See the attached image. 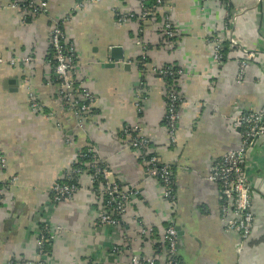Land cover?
<instances>
[{
	"label": "crops",
	"instance_id": "1",
	"mask_svg": "<svg viewBox=\"0 0 264 264\" xmlns=\"http://www.w3.org/2000/svg\"><path fill=\"white\" fill-rule=\"evenodd\" d=\"M14 1L0 0V156L6 160L0 186L9 184L0 202V264H130L133 252H153L169 216L183 264H264V137L245 163L254 221L241 252L238 236L225 233L220 222L219 188L206 181L211 163L240 145L233 121L264 110V0H226L228 11L221 0H163L158 13L145 20L139 0H45L48 13L26 23L10 8ZM66 15L63 30L74 47L76 77L94 98L93 114L83 127L60 105L52 81L51 21ZM155 16H167L174 27L170 50L163 48ZM139 29L148 59L143 72L137 67ZM230 35L237 45L227 41ZM214 38L225 40L221 64L213 58ZM113 51L122 56L116 63ZM244 52L256 58L238 83ZM166 65L183 73L175 81L182 102L173 144L164 127L167 85L152 72ZM30 94L40 105L38 112L31 111ZM127 125L138 126L149 151L172 168V215L159 184L146 176L128 138L120 136ZM88 145L112 178L135 192L114 229L93 228L101 199L87 177L71 200L49 202L52 185ZM44 224L55 235L45 258L38 252ZM141 226L151 231L149 237L142 238ZM114 247L125 252L113 253Z\"/></svg>",
	"mask_w": 264,
	"mask_h": 264
},
{
	"label": "built area",
	"instance_id": "2",
	"mask_svg": "<svg viewBox=\"0 0 264 264\" xmlns=\"http://www.w3.org/2000/svg\"><path fill=\"white\" fill-rule=\"evenodd\" d=\"M88 2H97L99 0H86ZM143 9L142 20L151 15H156L162 7V0H152L153 7L151 10L145 8L146 0H139ZM10 8L20 12L24 23L29 18H35L48 13V3L45 0H15ZM69 15L51 21L49 31V45L53 51L54 64L52 67L53 78L57 81L55 85L57 100L60 105L69 113L73 114L77 125L83 127L85 120L91 115L94 98L91 92L84 86L83 82L76 77V67L73 61L74 47L67 40L64 25L68 21ZM119 23H124L125 19H118ZM231 23L228 20V24ZM161 35L164 39L163 48L172 49L176 34L174 27L167 16H162ZM229 27H227L228 31ZM142 30L139 29L141 34ZM225 40L214 38L213 47L214 60L221 64L224 62V56L221 53L223 42ZM230 44L237 45L232 35L227 39ZM136 44L141 47L142 53L137 61L138 65L144 67L147 63V54L145 44L141 39H136ZM243 58L239 61V71L237 82L241 83L246 77L247 70L255 60L256 54L253 52H244ZM25 61H29L26 59ZM130 64V63H129ZM177 66L169 65L153 69L152 72L158 78H180L182 71ZM139 69V68H138ZM139 72H141L139 70ZM141 74V73H140ZM142 80V79H141ZM139 88L142 90L143 83L139 82ZM139 96V95H138ZM140 96L137 99V107L140 108ZM31 111L38 112L40 105L33 97L29 95ZM181 97L176 91L174 85L166 88L165 92V114L164 127L166 129L168 140L171 144L175 142V133L179 121V104ZM233 127L240 134V145L234 150L223 154L219 159L214 160L208 170L206 181L215 184L219 188L221 197L220 205V222L223 230L227 234L238 236V252H241L243 244L250 238L253 228V212L251 202V184L248 173L245 169V163L248 159L249 152L256 146L257 142L264 137V110L243 114L233 121ZM122 136L129 139V148L132 149L144 165V172L147 177L156 181L162 189V196L170 206L176 202V194L173 190V175L171 167L168 164H161L158 157L149 151V141L141 134L138 126H129L123 128ZM88 154L92 155L90 162L81 164V167L69 170L64 178L52 185L49 192V202L56 206L62 202L71 200L79 191L80 180L87 177L92 193L98 194L101 201V211L94 223V229L99 227H117L118 218H122L127 213L128 204L135 192L124 189L116 180L112 178V172L101 160L94 146L88 149ZM103 167L98 166L101 162ZM6 167V160L0 156V168ZM12 179L10 183H14ZM98 185L97 191L94 192L92 185ZM9 184L5 183L0 186V202L8 193ZM44 229L38 235V252L41 254V248L44 242L55 239L54 230L49 225L44 224ZM150 230L141 226L140 235L142 238L150 236ZM48 235V239L44 235ZM153 252L149 254H140L133 252L130 258V264H183L177 256V231L174 226L172 216L168 217L167 226L160 238L154 241ZM113 252L124 253L121 248L114 247ZM42 257V256H41ZM42 264V263H40Z\"/></svg>",
	"mask_w": 264,
	"mask_h": 264
},
{
	"label": "trees",
	"instance_id": "3",
	"mask_svg": "<svg viewBox=\"0 0 264 264\" xmlns=\"http://www.w3.org/2000/svg\"><path fill=\"white\" fill-rule=\"evenodd\" d=\"M163 1V0H162ZM223 3H225V5L227 6V11L229 10V4L227 3V1L226 0H221ZM144 5H145V8L147 9V10H151V8L153 7V1L152 0H146L145 2H144ZM155 19H158L157 18V16H155ZM158 20H160V21H162V18L161 19H158ZM225 21H227V23L226 24H228V20H229V18L228 19H224ZM160 25H161V22H160ZM141 38V34L140 33H138V35H137V39H140ZM162 40H163V43H162V45L164 44V39L162 38ZM174 44H175V41H174ZM174 46V45H173ZM222 54H223V56H224V45H223V49H222V52H221ZM49 61L51 62V66L53 67V64H54V59H53V51H52V49H51V47H50V56H49ZM73 61H74V63L76 64V59H75V57L73 58ZM167 66H169V65H166V66H163V67H167ZM138 68H139V70L141 71V72H143L144 70H145V68L143 67V66H141V65H138ZM178 69V68H177ZM162 80L166 83V85H167V87L168 86H170V85H174V87H175V81L177 80V78H174V79H171V78H162ZM54 83H56L57 81L53 78V80H52ZM176 89V88H175ZM177 91V90H176ZM91 114H93V110H92V112H91ZM86 120H87V118H86ZM85 120V121H86ZM120 136L121 137H123L122 136V132L120 133ZM129 139H128V144H129ZM93 145H88L87 147H85L83 150H81V152L79 153V155H78V158H77V160L75 161V163L70 167V169L69 170H71V169H76V168H79V167H81V164L82 163H85V162H90L91 161V159H92V155H90V154H88V149L90 148V147H92ZM102 163V161L101 162H98V166H100V167H103L104 165L103 164H101ZM161 163V162H160ZM161 164H163V163H161ZM165 164V163H164ZM170 166V165H169ZM68 170V171H69ZM67 171V172H68ZM171 171H172V168H171ZM172 175H173V173H172ZM173 182H174V177H173ZM97 188H98V185H95V184H93L92 185V189H94L93 191L94 192H96L97 191ZM161 188V187H160ZM173 190H174V185H173ZM161 193H162V189H161ZM174 193H175V190H174ZM96 197H98V194H94ZM165 201V200H164ZM102 203V202H101ZM101 203H99V205H102ZM165 203H166V205L168 206V212L170 213V215H172L173 213H174V211H175V209H174V207H175V204H176V202L172 205V206H170V204L167 202V201H165ZM99 216V215H98ZM98 218V217H97ZM117 219L119 220V223L121 222V218H118L117 217ZM97 220V219H96ZM93 228H94V226H93ZM99 228H102V227H99ZM114 228H116V227H110V229H114ZM44 229V226L43 225H40L39 226V233H41L42 232V230ZM44 237L45 238H47L48 239V235H44ZM51 247H52V241H48V242H44L43 243V246L42 247H40L41 249V254H39L40 256H44V258H45V256H47V255H49L50 253H51ZM154 249H155V246H154ZM153 249V250H154ZM114 253V252H113ZM11 262H13V261H11ZM41 263V262H40Z\"/></svg>",
	"mask_w": 264,
	"mask_h": 264
},
{
	"label": "water",
	"instance_id": "4",
	"mask_svg": "<svg viewBox=\"0 0 264 264\" xmlns=\"http://www.w3.org/2000/svg\"><path fill=\"white\" fill-rule=\"evenodd\" d=\"M111 58L116 63V62H118V60L122 59V56L120 55L119 51H113V53L111 54ZM109 65L112 66V65H114V63L109 64Z\"/></svg>",
	"mask_w": 264,
	"mask_h": 264
}]
</instances>
